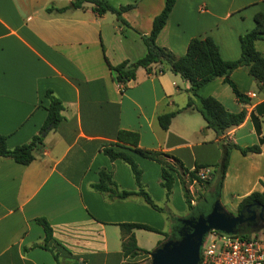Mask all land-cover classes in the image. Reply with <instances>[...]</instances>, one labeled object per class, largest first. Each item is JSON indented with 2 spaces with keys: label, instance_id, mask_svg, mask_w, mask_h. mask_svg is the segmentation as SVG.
Returning <instances> with one entry per match:
<instances>
[{
  "label": "crops",
  "instance_id": "obj_1",
  "mask_svg": "<svg viewBox=\"0 0 264 264\" xmlns=\"http://www.w3.org/2000/svg\"><path fill=\"white\" fill-rule=\"evenodd\" d=\"M73 1L0 0V134L7 137L9 148L40 134L48 115L47 90L64 105L62 122L44 135L33 162L23 165L0 156V264H57L53 253L40 247L46 234L38 218L50 223L62 245L55 248L61 264H134L125 256L123 223L161 231L134 230L137 245L148 251L178 233L180 219L191 215L177 173L167 203L161 164L132 153L143 171L145 190L172 217L140 196L111 199L92 187L100 171L107 170L121 189L138 190L130 166L104 153L120 130L139 133L141 148L175 155L190 170L221 159L217 135L196 109L178 113L167 130L159 124V115L187 105L189 81L170 70L157 73L160 65H154L151 72L139 68L123 90L110 69V64L146 55L137 31L150 34L165 0H103L115 7L135 5L123 14L131 28L112 13L98 15L91 3L59 11ZM259 12L264 13V0H177L157 44L182 56L193 38L211 37L223 59L238 60L240 36L255 28ZM256 45L264 52V40ZM231 79L249 103H241L223 78L203 85L198 93L215 97L228 111H247L245 121L225 136L240 147L258 144L261 151L244 155L233 149L220 192L216 176L210 184L217 182L218 199L237 190L231 186L240 187L242 201L264 190V85L244 67L235 69Z\"/></svg>",
  "mask_w": 264,
  "mask_h": 264
},
{
  "label": "trees",
  "instance_id": "obj_2",
  "mask_svg": "<svg viewBox=\"0 0 264 264\" xmlns=\"http://www.w3.org/2000/svg\"><path fill=\"white\" fill-rule=\"evenodd\" d=\"M176 1L177 0H165L163 10L153 20L152 30L149 35H144L142 32L137 31L142 36L147 46V53L144 57L137 61L126 60L119 65L114 66L110 64L109 66L115 75L116 81L124 86L136 78V72L139 68H145L148 72H151L154 65H160L157 73H165L167 70H170L175 74L181 75L184 80L189 81L191 87L189 90L190 98L187 105L173 112L159 115V124L162 129L167 130L172 119L178 113L188 109H196L205 119L207 128H211L215 131L218 138V145L222 152L221 159L214 165L197 164L193 170H190L185 166L183 161L175 155L164 151L141 148L139 145V133L120 130L117 134L116 142L105 147L104 153L111 160L120 159L130 166L138 190L121 189L113 179L112 173L107 170L100 171L99 182L92 185L95 190L106 194L111 199L124 200L134 196H140L153 209L163 212L169 217L174 216L171 210L168 207L159 206L145 190L142 183L143 171L135 161L132 153L161 164V186L166 190L167 203L170 202L175 183L174 173H177L181 181L186 204L190 211L194 210L195 205L193 203L194 199L192 197L191 186L194 184H202L206 187L212 182L210 179L203 180L198 176V171L201 168H214V170L211 171V175L218 178V192H220L229 168L233 149L237 148L241 150L244 155L249 152L259 153L261 151V147L258 144L240 147L228 141L225 136L230 129L241 125L245 121L247 117L246 109L239 112L228 111L215 97H203L199 95L198 90L203 85L215 79L223 78L224 82L231 86L234 94L241 103H249V96L242 93L231 79L232 72L239 67L247 69L249 74L257 80L259 86L264 85V52L259 51L256 45L259 40H264V13H257L254 17L256 23L255 28L240 36L241 56L238 60L228 61L223 59L219 46L211 37L193 38L189 43L186 54L178 56L171 50L157 44V37L165 27ZM85 3L93 4V10L98 15L112 13L124 26L131 28L128 21L123 17V14L132 10L135 7L133 4L115 7L103 0H74L70 6L60 8L59 11L63 12L68 8H81ZM46 97L49 100V106L47 107L48 115L41 128L40 134L34 136L29 143L19 145L13 149L9 148L7 137L0 134V156L11 158L23 165H29L33 162L35 159L34 151L39 144L42 143L44 135L50 130L56 129L64 118L62 115L64 105L60 98H58L51 89L47 90ZM253 120L260 133L261 123L259 118L255 116ZM261 143H264V139H261ZM254 202L264 206V190L262 192L255 191L243 198L238 206V210L242 211ZM37 222L43 226L46 234L44 244L40 245V247L50 250L57 264H61L58 254L55 253V248L62 245L54 239L53 229L50 223L45 218H38ZM180 225L182 224L180 223ZM120 227L123 235V248L126 257L133 260H140L145 255H151V251L142 249L137 245L134 230L144 229L161 233L160 230L143 223H123L120 224ZM258 232L259 230L257 229L241 225L238 233L242 237H250L253 234H258ZM171 238L179 239L180 236L177 233L174 237L168 239Z\"/></svg>",
  "mask_w": 264,
  "mask_h": 264
},
{
  "label": "water",
  "instance_id": "obj_3",
  "mask_svg": "<svg viewBox=\"0 0 264 264\" xmlns=\"http://www.w3.org/2000/svg\"><path fill=\"white\" fill-rule=\"evenodd\" d=\"M253 206L261 208L259 215L255 209H252ZM246 211L251 215L245 216ZM258 217L264 220V206L260 203L254 202L238 215H233L227 212L217 199L208 213L180 219L183 225L178 231L180 238L168 239L151 251V264H199L204 238L211 230L236 234L241 225Z\"/></svg>",
  "mask_w": 264,
  "mask_h": 264
},
{
  "label": "built area",
  "instance_id": "obj_4",
  "mask_svg": "<svg viewBox=\"0 0 264 264\" xmlns=\"http://www.w3.org/2000/svg\"><path fill=\"white\" fill-rule=\"evenodd\" d=\"M122 89L126 87L122 84ZM211 170L201 168L198 176L209 179ZM211 241L200 252L199 264H264V234L242 237L239 233L227 234L211 230Z\"/></svg>",
  "mask_w": 264,
  "mask_h": 264
},
{
  "label": "rangeland",
  "instance_id": "obj_5",
  "mask_svg": "<svg viewBox=\"0 0 264 264\" xmlns=\"http://www.w3.org/2000/svg\"><path fill=\"white\" fill-rule=\"evenodd\" d=\"M110 16L112 17V15L110 14ZM213 176L210 175V180H213ZM233 183L236 182V179L233 178ZM217 182L214 181V183H212L211 185L208 186H204L202 184H194V194L192 193V197L195 201L194 205V210L190 211L189 208V213L190 215H196L200 212L202 213H208L212 207L214 206L215 202H216V190L214 189V186H216ZM236 188L237 190H233L234 192L231 193V191H227L224 192L222 194V198L219 199L221 202V205L224 207V209L233 214V215H238L239 210H238V206L241 202L240 200V196L242 194V192H244L242 189H240V187L238 186H231V189ZM173 206V205H172ZM257 230H259V234L262 235L264 234V227H258ZM211 236H212V232H209L205 238H204V245L203 248L207 246V244L211 241ZM134 264H151V256L148 257H144V259H140V260H134L133 261Z\"/></svg>",
  "mask_w": 264,
  "mask_h": 264
},
{
  "label": "flooded vegetation",
  "instance_id": "obj_6",
  "mask_svg": "<svg viewBox=\"0 0 264 264\" xmlns=\"http://www.w3.org/2000/svg\"><path fill=\"white\" fill-rule=\"evenodd\" d=\"M215 198H216V200L218 199V197H216V196H215ZM252 209H255V210L257 211L258 215H259V213H260V211H261V208H260V207L253 206ZM240 212H241V211H239V213H240ZM201 213H202V212H200V214H201ZM239 213H238V214H239ZM198 215H199V214H198ZM249 215H251V213H249V212L246 211V212H245V216H249ZM181 224H182V223H181ZM243 226H244V227H252V228H254V227H261V226L264 227V220H262V219H260V218L258 217V218L255 219L254 221L244 223ZM182 227H183V225H181V227H180V229H179L178 231H180V230L182 229Z\"/></svg>",
  "mask_w": 264,
  "mask_h": 264
}]
</instances>
